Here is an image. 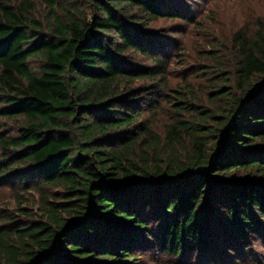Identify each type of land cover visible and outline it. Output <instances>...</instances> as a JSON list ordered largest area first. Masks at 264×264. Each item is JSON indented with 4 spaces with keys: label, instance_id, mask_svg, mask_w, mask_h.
Listing matches in <instances>:
<instances>
[{
    "label": "trees",
    "instance_id": "1",
    "mask_svg": "<svg viewBox=\"0 0 264 264\" xmlns=\"http://www.w3.org/2000/svg\"><path fill=\"white\" fill-rule=\"evenodd\" d=\"M41 2L0 0V184L37 195L0 264H227L264 231V17L171 90L179 33L151 26L187 0Z\"/></svg>",
    "mask_w": 264,
    "mask_h": 264
},
{
    "label": "rangeland",
    "instance_id": "2",
    "mask_svg": "<svg viewBox=\"0 0 264 264\" xmlns=\"http://www.w3.org/2000/svg\"><path fill=\"white\" fill-rule=\"evenodd\" d=\"M33 3L35 16L43 17L47 11L46 6L41 0H33ZM185 9L186 15L189 16L185 23L168 20L158 21L151 26L153 31L161 29L168 32L167 40H171L170 34L179 33L175 40L173 39L175 42L172 48L180 52L176 58L170 60L169 66L168 81L171 90H181L186 78L195 87L205 88L204 83L207 82L200 70L205 64H216L206 57L205 52L212 48L215 41L228 46V37L232 31L242 25L250 26L254 20L263 18L264 0H187ZM38 64L37 59L30 61L33 69H36ZM15 126L14 121L0 120V129L2 127L0 131L4 132L5 136L14 135ZM12 183L14 185L12 188L7 184H0V212L14 213L16 217H21L19 218L21 220L35 216L37 195L34 193L25 195L18 183ZM262 233L250 238L247 248L241 250L232 248L234 250L229 254L232 259H228L227 264H264V231ZM142 258L147 264H190L177 262L149 250L142 254ZM197 263L198 261H191V264Z\"/></svg>",
    "mask_w": 264,
    "mask_h": 264
}]
</instances>
